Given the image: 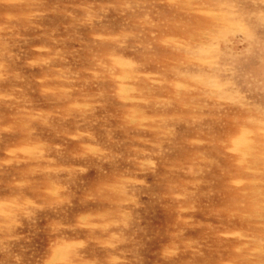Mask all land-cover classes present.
<instances>
[{"label": "rangeland", "instance_id": "obj_1", "mask_svg": "<svg viewBox=\"0 0 264 264\" xmlns=\"http://www.w3.org/2000/svg\"><path fill=\"white\" fill-rule=\"evenodd\" d=\"M0 264H264V0H0Z\"/></svg>", "mask_w": 264, "mask_h": 264}]
</instances>
